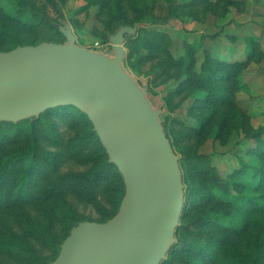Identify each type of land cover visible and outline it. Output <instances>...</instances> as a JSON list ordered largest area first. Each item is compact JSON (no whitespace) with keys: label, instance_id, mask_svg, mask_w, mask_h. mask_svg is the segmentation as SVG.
Instances as JSON below:
<instances>
[{"label":"trees","instance_id":"trees-1","mask_svg":"<svg viewBox=\"0 0 264 264\" xmlns=\"http://www.w3.org/2000/svg\"><path fill=\"white\" fill-rule=\"evenodd\" d=\"M85 1L86 7L99 5L101 9H114L119 27L143 25L140 22L142 17L148 15L149 10L160 7L158 1L170 3L169 16L162 24L179 18L182 13L177 12L181 5L179 0ZM206 1L219 4L221 0ZM4 2L0 0V51L39 44L23 39L41 25L60 33L59 27L63 24L51 21L47 10L37 15V5L33 3L32 6L29 2H21L17 7H11ZM128 11L138 14L132 25L123 23ZM127 43L126 64L129 69L128 61L136 54L137 60L131 66L137 71L145 62L161 56L155 67L159 79L179 68L176 84L167 88L166 97L169 105L181 99L179 105L188 112V126L169 114L164 118L167 136L176 152V142L194 136L208 137L216 121H219L215 126L221 134L230 117L233 120L244 117L238 95L245 88L243 73L253 54H249L245 61L233 59L229 62L222 52L215 54L212 48H208L198 67L199 57L191 46L184 57L172 55V44L166 32L139 29L137 36L127 38ZM61 123L66 125L65 131L60 130ZM175 123L182 125L181 130L176 131ZM243 126L248 129L246 135L258 146L247 150L253 158L250 162L241 161L229 185L212 167L198 170L199 181L193 178L192 172L191 179H187L183 162H180L186 186L184 209L198 204L200 216L195 219L190 210L183 212L176 244L161 264H264V128L255 129L246 121ZM68 131H72L71 135ZM46 143L58 150L46 149L43 146ZM198 147L185 153V160L202 159L204 156L199 155ZM68 158L88 166L87 170L84 173H62L61 168ZM67 194L94 203L105 214L106 220L102 222L116 215L125 194L123 178L118 168L109 162L87 115L74 106H65L20 123L0 122V254L9 255L18 264H22L21 261L42 263L40 251L27 241L19 240L6 226L4 218L10 213L28 239L54 251L55 256L48 264L53 262L72 228L84 222L70 224L63 240L58 243L56 226L59 223L68 225L75 219L66 204ZM101 196L114 207L113 213L102 206ZM34 211L35 217L32 215ZM42 219L45 223L41 222ZM176 252L181 259L175 257Z\"/></svg>","mask_w":264,"mask_h":264},{"label":"water","instance_id":"water-1","mask_svg":"<svg viewBox=\"0 0 264 264\" xmlns=\"http://www.w3.org/2000/svg\"><path fill=\"white\" fill-rule=\"evenodd\" d=\"M141 27H119L109 36L111 52L79 45L69 22L59 27L63 43L0 51V122L74 106L89 118L125 185L116 215L78 223L50 264H161L176 244L185 207L181 156L149 87L126 64L127 38Z\"/></svg>","mask_w":264,"mask_h":264},{"label":"rangeland","instance_id":"rangeland-1","mask_svg":"<svg viewBox=\"0 0 264 264\" xmlns=\"http://www.w3.org/2000/svg\"><path fill=\"white\" fill-rule=\"evenodd\" d=\"M21 2L37 5L38 8L35 9L37 15H41L47 10L48 16L53 22L61 21L63 25L69 22L77 36V43L85 47L108 50L109 35L114 34L119 28L117 19L113 15L114 9H101L99 5L86 7L85 0H66V2L60 0H5L4 3L11 7H17ZM158 2L160 7L149 10V14L142 17L140 22H143V25L140 30L166 32L172 44L173 56L184 57L191 46L196 49L199 67L204 58V51L208 48H212L215 54L222 52L229 58L227 60L229 62L233 59L245 61L249 54H253L248 69L243 73L245 88L238 95L239 105L245 112L244 117L235 120L230 117L223 126L221 134L220 129L215 126L219 125V121H216L212 125V131L208 137H188L187 140L175 143L187 179H191L190 172H192L193 178L195 177L199 181L201 177L198 170L212 167L217 171L220 179L229 185L228 182L232 180V174L239 169L241 161L250 162L253 158L251 154L247 153V150L258 146L255 140L246 135L248 129L243 126L245 121L255 129L264 128V0H221L219 4L204 2V0H179L181 5L177 12L182 13L179 18L171 20L168 24L162 23L169 16L168 4L170 3ZM186 4L189 6H185ZM136 17L138 14L135 11H128L123 23L132 25ZM23 41L63 43L65 39L56 29L41 25L28 32ZM125 48L129 51L128 43ZM137 57L136 54L128 61L129 67L132 69L129 70L142 86L149 87L151 100L158 109L163 111L162 119L164 120L165 116L169 114L173 119H179L187 127L188 112L185 111V107L182 109L181 104L179 105L181 99H176L169 105L166 97L167 88L174 87L176 84L179 68L172 69L162 79H159L158 69L155 70V67L161 61V56L159 59L145 62L140 71L134 70L131 66L135 64ZM196 124L198 123L196 122ZM174 128L179 131L182 125L175 123ZM65 129H67L66 125L61 123L60 130L65 131ZM68 132V135H71L72 131ZM43 146L49 150H58L48 143ZM197 146H199V155L204 157L194 161L185 160L183 155L189 151L191 153ZM87 167L68 158L62 166L61 172L84 173ZM233 189L234 186L231 190L233 191ZM66 197L68 209L75 219L68 225L59 223L56 226L54 230L58 243L63 240L66 234L65 229L70 224L73 226L80 221L102 222L106 220L105 214L94 203L83 202L72 194H67ZM101 204L111 213L115 211L106 197L101 198ZM187 209L190 210L193 218L198 219L200 216L198 204L186 207ZM186 210L184 209L185 212ZM32 215H36V212L34 211ZM14 218V215L7 214L4 218L6 226L13 230L19 240L27 241L40 251L41 264H48L55 256L54 251L34 244ZM41 222L45 223L43 219ZM174 255L180 259L182 257L177 252ZM5 263L18 264L9 255L0 254V264ZM21 263L29 264L27 261H21Z\"/></svg>","mask_w":264,"mask_h":264},{"label":"built area","instance_id":"built-area-1","mask_svg":"<svg viewBox=\"0 0 264 264\" xmlns=\"http://www.w3.org/2000/svg\"><path fill=\"white\" fill-rule=\"evenodd\" d=\"M95 49L101 50V51H103V52H111V44L109 45L108 50H102V49H100V48H95Z\"/></svg>","mask_w":264,"mask_h":264}]
</instances>
